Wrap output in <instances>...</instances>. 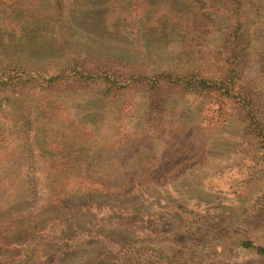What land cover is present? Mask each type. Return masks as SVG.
<instances>
[{"label":"rangeland","instance_id":"374dc122","mask_svg":"<svg viewBox=\"0 0 264 264\" xmlns=\"http://www.w3.org/2000/svg\"><path fill=\"white\" fill-rule=\"evenodd\" d=\"M13 68L0 264H264V0H0Z\"/></svg>","mask_w":264,"mask_h":264},{"label":"trees","instance_id":"16d2710c","mask_svg":"<svg viewBox=\"0 0 264 264\" xmlns=\"http://www.w3.org/2000/svg\"><path fill=\"white\" fill-rule=\"evenodd\" d=\"M242 51H245V48H241L240 52ZM111 70H114V69H111ZM115 73L116 72H112L109 74L105 72L103 75L110 81L111 77H113ZM27 75L28 74L26 72L21 71L19 68H13V69L1 71L0 72V90L2 89H10V90L16 89L17 90L18 89L22 91L23 88H26L25 83L27 81ZM76 75L77 74L75 73L70 76L75 78L77 77ZM69 77H67V80ZM56 79L60 80V79H66V78H64L62 75H59ZM50 80L51 82L54 81V79H50ZM113 83L115 82L113 81ZM204 83H207L208 87H211L212 85H214L215 81L205 80ZM258 253L264 255V248H259Z\"/></svg>","mask_w":264,"mask_h":264}]
</instances>
